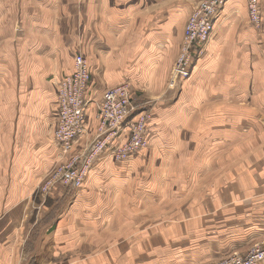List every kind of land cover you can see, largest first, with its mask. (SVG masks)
<instances>
[{"label":"crops","instance_id":"1","mask_svg":"<svg viewBox=\"0 0 264 264\" xmlns=\"http://www.w3.org/2000/svg\"><path fill=\"white\" fill-rule=\"evenodd\" d=\"M199 1L0 0V264H200L264 242V30L246 0H226L203 58L170 88ZM78 53L85 132L64 151L58 91ZM125 82L150 113L146 147L121 161L106 149L79 188L38 201L62 157L95 137L106 90Z\"/></svg>","mask_w":264,"mask_h":264},{"label":"built area","instance_id":"2","mask_svg":"<svg viewBox=\"0 0 264 264\" xmlns=\"http://www.w3.org/2000/svg\"><path fill=\"white\" fill-rule=\"evenodd\" d=\"M226 0H204L192 12L183 40V49L173 68L170 87H178L182 79L191 74L193 62L201 56L209 42L213 24L219 8ZM252 18L260 20L256 10V0H247ZM90 80L87 57L78 53L74 68L61 81L58 91L59 118L54 138L64 151L85 132L86 89ZM132 90L129 82L106 90L98 107L99 124L90 144L81 152L74 153L69 160L57 166L41 187V200L48 197L58 185L79 188L93 163L106 149L116 161L126 160L146 147V125L150 113L137 109L133 104ZM123 130L128 131L127 139L119 145L114 140ZM45 196V197H44ZM264 262V246L257 245L247 254H233L207 264H261Z\"/></svg>","mask_w":264,"mask_h":264},{"label":"rangeland","instance_id":"3","mask_svg":"<svg viewBox=\"0 0 264 264\" xmlns=\"http://www.w3.org/2000/svg\"><path fill=\"white\" fill-rule=\"evenodd\" d=\"M203 1H204V0H200V1H199V2L193 7L192 12H194L195 9H196L197 7H199V5H200ZM246 1H247V0H246ZM256 1H257V3H256V10H257V13H258V15H259V17H260V20H259L258 22H255V21L253 20V18H252V9L250 10L249 5H248V2H247L248 16H249V20H250L251 24H252L257 30L262 31V30H264V18H263V11H262V7H261V0H256ZM220 8H221V7H220ZM220 8H219V9H220ZM192 12H191V14H192ZM191 14H190V16H191ZM190 16H189V18H190ZM189 18H188V20H187V22H186V24H185L184 32H183L182 39H181V44H180V47H179V51H178V54H177L176 59H175V61H174V64H173V67H172L171 72L173 71V68H174L175 64L177 63V59H178V57L180 56V54H181V52H182L184 35H185L186 29H187V25H188V22H189ZM215 23H216V21H214L213 27H214ZM212 31H213V30H212ZM204 54H205V50L203 51V53L201 54V56H199L198 58H200V57L203 58ZM193 63H196V62H193ZM191 71H192V69H191ZM172 73H173V72H172ZM171 76H173V74H171ZM129 83H130V82H129ZM170 83H171V79H170ZM170 88H172V87H170ZM173 88L175 89V87H173ZM176 88H177V87H176ZM146 129H147V125H146ZM71 154H73V153H72V152H68L67 155H64V156L62 157V160H60V161L57 163L56 167L59 166V165H61V164H63V163H65L66 160H69ZM53 172H54V171H53ZM53 172H52V173H53ZM44 182H45V180H44L43 182H41V183L38 184L37 191H36V192H37V197H41L40 195H43V194H42V191H41V187H42V185H43ZM39 194H40V195H39ZM44 197H45V196H44ZM49 197H50V196H48V197L46 198L47 201H48V198H49ZM46 200L43 198L41 201L43 202V201H46ZM38 201H39V198H38ZM41 201H40V203H41ZM38 203H39V202H38ZM40 205H44V204H40ZM257 245L264 246V242H263V241L255 242L254 244H252V246L250 247L249 250H251L253 247H255V246H257ZM233 254H239V255H240V253L235 252V253L229 254L228 256L233 255ZM246 254H247V253H246ZM224 258H225V257H224ZM221 259H222V258H221ZM214 261H216V260H214ZM209 262H211V261L203 262V263H200V264H207V263H209ZM261 264H264V262L261 263Z\"/></svg>","mask_w":264,"mask_h":264}]
</instances>
